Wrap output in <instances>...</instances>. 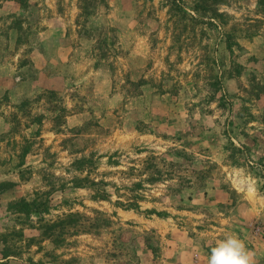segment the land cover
Listing matches in <instances>:
<instances>
[{
  "label": "rangeland",
  "instance_id": "obj_1",
  "mask_svg": "<svg viewBox=\"0 0 264 264\" xmlns=\"http://www.w3.org/2000/svg\"><path fill=\"white\" fill-rule=\"evenodd\" d=\"M264 264V0H0V264Z\"/></svg>",
  "mask_w": 264,
  "mask_h": 264
},
{
  "label": "clouds",
  "instance_id": "obj_2",
  "mask_svg": "<svg viewBox=\"0 0 264 264\" xmlns=\"http://www.w3.org/2000/svg\"><path fill=\"white\" fill-rule=\"evenodd\" d=\"M208 264H256V253L236 234H225L211 247Z\"/></svg>",
  "mask_w": 264,
  "mask_h": 264
}]
</instances>
